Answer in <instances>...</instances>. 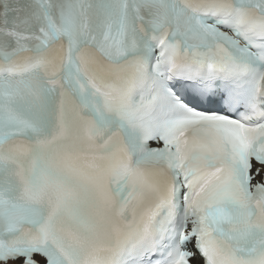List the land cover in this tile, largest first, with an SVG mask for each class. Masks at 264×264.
Here are the masks:
<instances>
[{"label": "snow or ice", "instance_id": "6c2138e0", "mask_svg": "<svg viewBox=\"0 0 264 264\" xmlns=\"http://www.w3.org/2000/svg\"><path fill=\"white\" fill-rule=\"evenodd\" d=\"M0 264H264V0H0Z\"/></svg>", "mask_w": 264, "mask_h": 264}]
</instances>
